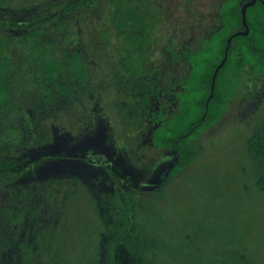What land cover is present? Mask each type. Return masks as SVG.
<instances>
[{
  "label": "trees",
  "instance_id": "16d2710c",
  "mask_svg": "<svg viewBox=\"0 0 264 264\" xmlns=\"http://www.w3.org/2000/svg\"><path fill=\"white\" fill-rule=\"evenodd\" d=\"M8 1L0 0V8ZM122 1L115 4L114 12L109 10L110 16L101 17L108 23L100 20V27L86 12L97 0H22L25 4L19 9L23 19L2 8L0 26L7 25L8 29L0 31V150L17 153L8 147L26 134L13 135L7 128L22 127L23 122L33 121L34 115L39 119L34 138L46 139L48 134L41 130L45 116L51 114L55 120L58 114L76 111L80 93L92 105L95 94L88 96L84 88L92 79L103 83L97 96L104 100L107 82L115 84V76L120 74L118 95L117 90L113 95L114 99L121 98L119 111L113 102L116 122H123L121 114H129L126 130L132 135L155 125L150 130L152 145L176 151L174 163L151 192L155 197L163 194L162 187L170 175L195 161L196 145L192 141L220 120L251 81L264 75V0L248 6L249 33L232 36L214 87L213 74L224 57L228 37L245 29L242 4L246 0H222L218 26L209 36L197 37L195 46L189 47L188 39L181 40V48L170 41L164 67L156 71L147 65L151 61L146 48L161 21L144 19L145 0ZM134 5L141 10L137 19ZM140 28L147 31H137ZM115 46L118 55L113 60L108 50ZM23 48L26 51L21 52ZM16 53L21 55L18 59ZM179 57L189 70L176 83L170 68ZM99 69H106V73ZM170 81L178 87L167 86ZM165 94H173L170 112L165 105L171 102L160 99ZM9 109H30V113L17 122L8 121L3 115ZM112 126L118 134L124 132L123 127L118 130L114 123ZM249 148L264 169V133H256L249 140ZM21 149L26 150V146ZM19 162L15 155L0 162V264H122L114 259L122 245L135 254L136 264H264L252 258L253 251L243 242H234L230 233L215 243L207 241L211 234L198 226L188 240L179 226L168 232L164 225L166 233H160L163 223H158L154 213L147 218L128 189L124 196L130 207L108 223L103 198L76 176L53 174L44 183L9 185L11 178L21 175L22 170H16ZM156 235L161 240L150 242Z\"/></svg>",
  "mask_w": 264,
  "mask_h": 264
},
{
  "label": "rangeland",
  "instance_id": "374dc122",
  "mask_svg": "<svg viewBox=\"0 0 264 264\" xmlns=\"http://www.w3.org/2000/svg\"><path fill=\"white\" fill-rule=\"evenodd\" d=\"M111 1L113 4L108 0H97L87 7V14L93 17L99 27L100 20L103 24L106 22L101 17L109 15V10L114 12L115 4L123 3L122 0ZM221 1L145 0L147 11L143 17L147 22L149 19H160V31L172 32L171 29L176 26H170L169 22L164 24L165 17H176L182 22L180 26L183 25V29H186L190 21L199 20L203 15L206 19L201 23V30L207 32L205 26L218 24L215 16L218 15L217 8ZM24 4L22 0H9L8 4L1 6L0 13L3 14L1 10L6 7V13L12 12L21 19L22 12L20 13L19 8ZM134 11L135 17H138L140 8L134 5ZM146 28L148 30L147 23ZM5 29H8L7 25L0 26L1 32ZM14 29L21 31L19 28ZM190 29L191 25L186 29L191 35L196 33ZM147 30L141 31L140 28L137 31L145 33ZM110 31L111 39L114 40L115 27ZM95 36L98 37L99 33ZM115 50L117 46L108 50V55L111 54L113 60L118 55ZM23 51H26L25 48L21 50ZM15 56L18 59L21 55L16 53ZM106 57L107 54L104 58ZM94 69H97V65ZM105 70L99 69V72L106 73ZM119 75L115 76V84L107 82L109 90L104 88V100L100 98L101 101L97 96V90H100L103 83L99 79H92L84 87L88 96L95 94L92 105L80 93L77 94L76 111L66 115L58 114L54 117L55 120H52L51 114L45 116L47 119L42 121L41 130L48 137L44 140L34 138L39 120L35 115L33 121L23 122L22 127H8L7 130L12 131L13 135L22 131L26 134L18 142L10 143L8 149H14L16 154L0 150V162L14 155L20 159L16 170H22L21 175L11 178L9 185L44 183L53 174L76 176L96 189L99 197L103 198L108 223H113L116 214L130 207L129 199L124 196L128 189L147 218L148 214L154 213L160 219L158 223H163L160 233L175 231L179 226L188 240L193 237L192 230L198 226L211 234L207 241L212 243L230 233L234 242H243V245L253 251V259L264 262V169L261 168L259 158L249 148V140L256 133H264V75L251 81L247 91L229 106L220 120L192 141L196 145L195 161L170 175L162 187L163 194L155 197H151V192L174 163L176 151L157 149L152 145L150 130L155 125L148 126L145 133L132 135L126 130L128 122L125 120L129 114H121L123 122L120 119L116 122L117 113L113 102H116L119 111L121 98L114 99L113 95L115 90L116 96L118 95V81H121ZM163 96L160 99L171 102V99ZM172 109V102L165 105L166 111L170 112ZM27 112L30 113V109H9L3 117L17 122ZM113 123L118 130L123 127L124 132L118 134ZM24 146L26 150L23 151L21 148ZM167 217H170L169 221L165 220ZM107 237L106 235L105 238ZM161 238L156 235L150 242ZM117 250L114 254L116 262L120 263L121 260L122 264H136L135 254L129 248L122 245Z\"/></svg>",
  "mask_w": 264,
  "mask_h": 264
},
{
  "label": "crops",
  "instance_id": "0c3cea01",
  "mask_svg": "<svg viewBox=\"0 0 264 264\" xmlns=\"http://www.w3.org/2000/svg\"><path fill=\"white\" fill-rule=\"evenodd\" d=\"M221 2L217 8L218 9V15L215 16V21L217 23H218V16H219V9L221 7ZM175 18L174 19L173 18L168 19L167 17H165V20H164V24L166 22L167 23L169 22V24H171L170 26H174V25L176 26V27H173V29H171V30H173L172 32L169 31L168 29L167 30L169 32H163L162 30L160 31V29L162 28L161 24L159 25L158 30H155L154 32H152L153 39L148 43L146 50L150 56L149 59L151 61V62H149L148 67L150 66V68L153 69L154 71H156L159 68L164 67V63L168 58L167 55L169 54L168 44L170 43V41H174L175 44L179 45V48H181L182 47L181 44L183 42L181 40L182 39H184V40L188 39V40H190L189 41L190 42L189 47L195 46L198 42L197 37H202L203 35H205L204 37L209 36L211 34V32L213 31L214 27L218 25V24H212L211 23L212 24L211 26H209V25L205 26L207 29V32H206V30H201V27L203 26V25H201V23H203L204 19H206V18H203V15H202V18H200L199 20L189 22V25L192 24L190 30L196 31L195 34L191 35V32H189V30H186L187 27H186V29H183V25L180 26V23H182V22L178 21ZM205 24H209V23H205ZM155 39L157 40V42L153 43V41H155ZM159 54H161V55L159 56ZM186 64L187 63L182 62V59L179 57L177 61L175 60V63L173 64L172 69L170 68L171 77L174 80H177L176 83H178L182 74L188 72L189 67ZM170 70H169V72H170ZM176 83H173L170 81L169 83H167L168 84L167 86L178 87V85H176ZM164 96H165V98L171 99V102L174 100L173 94H170V95L165 94Z\"/></svg>",
  "mask_w": 264,
  "mask_h": 264
},
{
  "label": "water",
  "instance_id": "95a60500",
  "mask_svg": "<svg viewBox=\"0 0 264 264\" xmlns=\"http://www.w3.org/2000/svg\"><path fill=\"white\" fill-rule=\"evenodd\" d=\"M256 0H246L243 4H242V18H243V26L245 27V29H240L236 32H234L233 34H231L229 37H228V40H227V46L225 48V54H224V57L222 58V60L220 61V63L217 65L215 71H214V74H213V81H212V86L214 87V82H215V79H216V76H217V73L219 71V69L224 65L226 59H227V56H228V52H229V47L231 45V40H232V36L233 35H236L237 33H244V34H248L249 33V25H248V22H247V8L249 5H252L253 3H255ZM213 87H212V90H213Z\"/></svg>",
  "mask_w": 264,
  "mask_h": 264
}]
</instances>
